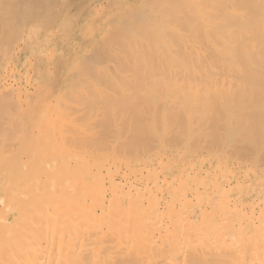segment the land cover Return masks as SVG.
<instances>
[{"label":"bare ground","instance_id":"bare-ground-1","mask_svg":"<svg viewBox=\"0 0 264 264\" xmlns=\"http://www.w3.org/2000/svg\"><path fill=\"white\" fill-rule=\"evenodd\" d=\"M0 264H264V0H0Z\"/></svg>","mask_w":264,"mask_h":264}]
</instances>
